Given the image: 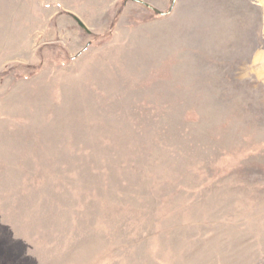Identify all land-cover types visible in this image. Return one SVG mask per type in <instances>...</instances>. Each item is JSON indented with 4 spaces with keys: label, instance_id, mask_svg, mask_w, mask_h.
<instances>
[{
    "label": "rangeland",
    "instance_id": "1",
    "mask_svg": "<svg viewBox=\"0 0 264 264\" xmlns=\"http://www.w3.org/2000/svg\"><path fill=\"white\" fill-rule=\"evenodd\" d=\"M0 264H264V0H0Z\"/></svg>",
    "mask_w": 264,
    "mask_h": 264
},
{
    "label": "water",
    "instance_id": "2",
    "mask_svg": "<svg viewBox=\"0 0 264 264\" xmlns=\"http://www.w3.org/2000/svg\"><path fill=\"white\" fill-rule=\"evenodd\" d=\"M136 1L146 5L148 7H150L151 9H153L155 12H157L159 14L165 15V14H167L169 11H171L173 9V5L176 3L177 0H173V5H172V7L170 8L169 11L160 10L159 8L153 6L152 4H150V3H148V2H146L144 0H136ZM76 19H77V21L79 22V24L81 26L85 27V24L83 23V21L80 18L76 17Z\"/></svg>",
    "mask_w": 264,
    "mask_h": 264
}]
</instances>
